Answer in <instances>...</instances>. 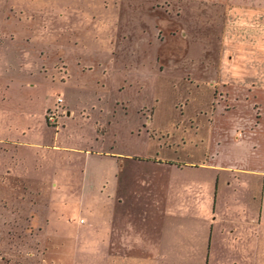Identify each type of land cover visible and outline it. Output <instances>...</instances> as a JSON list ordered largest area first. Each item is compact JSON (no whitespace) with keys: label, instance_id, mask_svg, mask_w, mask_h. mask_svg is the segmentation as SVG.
Segmentation results:
<instances>
[{"label":"rangeland","instance_id":"374dc122","mask_svg":"<svg viewBox=\"0 0 264 264\" xmlns=\"http://www.w3.org/2000/svg\"><path fill=\"white\" fill-rule=\"evenodd\" d=\"M187 2L0 0V264H106L110 249L128 250L121 264H207L210 240L213 259L223 252L217 218L248 186L210 157L254 162V137L236 131L264 127V80L229 81L235 94L220 72L264 71L248 56H264V26L252 40L231 15L192 23ZM122 153L172 166L125 167L135 200L110 208L105 179ZM17 198L44 205V224ZM139 242L158 259L131 253Z\"/></svg>","mask_w":264,"mask_h":264},{"label":"crops","instance_id":"0c3cea01","mask_svg":"<svg viewBox=\"0 0 264 264\" xmlns=\"http://www.w3.org/2000/svg\"><path fill=\"white\" fill-rule=\"evenodd\" d=\"M187 8L192 5L191 10L188 13V16L191 17L192 23L196 20L193 17H197V23L200 25L201 22L204 23H212L215 21V17L219 18L220 16L230 17L233 16L234 22L231 24L233 25V30L249 31V37L253 40L255 36L252 33H257L259 30L261 31L262 27L264 26V0H187ZM264 29V27H263ZM245 31V30H244ZM237 40L240 41L239 36H236ZM244 38V35L242 36ZM256 41H254L255 43ZM264 42V39L261 41ZM260 43V46H262ZM241 47V44L238 45ZM238 49V48H236ZM260 53L255 55V52L250 53L249 59H263L264 56L259 57ZM229 57V56H228ZM247 58V57H246ZM261 68V67H259ZM261 69L257 70H249L243 73H231L229 71L220 72L221 77L220 80L222 81L221 85L227 87V91H231L233 93H237V89L239 83L234 84L233 82H241V81H253V80H264V71H260ZM241 75V76H240ZM233 81V82H229ZM248 85V83H245ZM255 84V83H252ZM251 84V85H252ZM244 85V83H243ZM256 85V84H255ZM264 85V84H263ZM245 86V85H244ZM242 86V87H244ZM264 93V90H262ZM241 97V95L239 96ZM69 112V111H68ZM204 116L208 118V113ZM251 120V117H249ZM242 124L247 131L238 130L236 133L242 132L246 137H254V140L250 142L252 144V156L253 163L246 164L244 162H239L238 164L235 163V160H243L245 159L244 156H241L240 151L237 153L234 151L233 153H228L226 151L222 155L215 154L212 157L205 156L206 158L210 157L211 164L210 166L214 168H218L223 170L224 168L226 171L229 172H237L242 175V180L239 185H247L248 186V198L239 201L236 199L234 204L235 206H231L227 208L223 215L217 218L219 220V228L220 231L218 232L219 240L223 252L215 253L214 255L217 256L216 258H212L211 247L213 246L212 240L209 241V250L207 253V264H258L257 257L259 253H262L264 256V237L261 238L260 230L264 227V151H262L261 145L264 144V127H262L261 121H250ZM264 124V123H263ZM263 131H260L262 130ZM259 131H258V130ZM262 133L258 135V133ZM239 139L235 134L233 139ZM263 139V140H261ZM239 143V142H237ZM236 143V144H237ZM24 144L31 145L32 147H39V143H26ZM220 144V142H219ZM218 142L217 148L219 146ZM54 146V145H53ZM49 147V146H48ZM47 147V148H48ZM54 148V147H51ZM1 149V148H0ZM3 150V149H1ZM215 151V150H214ZM120 154V153H117ZM123 154V153H122ZM124 155V156H123ZM119 155L111 156V160L114 158L116 160L114 167V171L111 172V175L105 179V186L104 189L106 190V194L104 199L107 198V204L110 208L122 207L125 206L127 199L132 196L126 193L128 187L127 179L124 178L125 167L126 172L134 171L146 167V164L154 163V164H165V166H172V158L163 157L165 160L163 163L158 158L162 159L158 154L153 155L150 157H143L141 159H137L136 157H129L128 155ZM122 156V157H121ZM121 158L125 159V162L121 160ZM250 159V161H252ZM137 162H142V166L138 165ZM140 166V167H139ZM37 173L35 175L36 184L41 182V178L38 176ZM244 175H252V179H247ZM259 176L263 179L260 181L261 190H260V200H257L258 194V180ZM113 178V179H112ZM226 185H231V179H224ZM22 186L24 190L27 191L28 184L22 182ZM219 187V186H218ZM134 186L132 189V193H134ZM138 191V190H137ZM235 191V190H234ZM227 191H222L223 196L228 195L226 194ZM133 197V196H132ZM24 198V197H23ZM16 200L22 201L26 200L27 204H24V207H31L33 208L40 218V222L44 224V218L42 216V212L40 210L44 207L34 201V204H30L28 199H19ZM133 200L135 198L133 197ZM13 207L19 206L17 204L11 205ZM2 207H6L4 202H0V214L2 211ZM23 207V205L21 206ZM232 208V209H231ZM111 217H112V212ZM123 217V216H122ZM113 219V218H112ZM83 223V221L81 222ZM44 228V227H43ZM42 228V231H43ZM214 230V224H212V235ZM41 231V232H42ZM40 232V233H41ZM131 253H136L140 256H148L149 258H157L159 257V250L155 247H145L143 242L137 243L136 249L130 251ZM128 250L119 249V250H109L106 254V264H121V259L128 254ZM117 255L120 257L119 259H114V256ZM225 256V259L223 258ZM264 261V260H263Z\"/></svg>","mask_w":264,"mask_h":264},{"label":"built area","instance_id":"2783aa9c","mask_svg":"<svg viewBox=\"0 0 264 264\" xmlns=\"http://www.w3.org/2000/svg\"><path fill=\"white\" fill-rule=\"evenodd\" d=\"M58 101H59V102H61V101H62V98H61V97H59V98H58Z\"/></svg>","mask_w":264,"mask_h":264},{"label":"flooded vegetation","instance_id":"af4514ba","mask_svg":"<svg viewBox=\"0 0 264 264\" xmlns=\"http://www.w3.org/2000/svg\"><path fill=\"white\" fill-rule=\"evenodd\" d=\"M62 102V101H61Z\"/></svg>","mask_w":264,"mask_h":264}]
</instances>
